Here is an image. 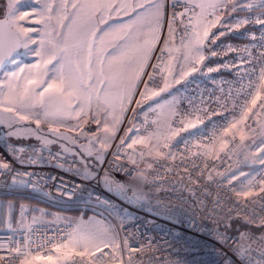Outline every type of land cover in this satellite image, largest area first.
I'll list each match as a JSON object with an SVG mask.
<instances>
[{"label":"built area","instance_id":"obj_1","mask_svg":"<svg viewBox=\"0 0 264 264\" xmlns=\"http://www.w3.org/2000/svg\"><path fill=\"white\" fill-rule=\"evenodd\" d=\"M183 2L180 0L181 5ZM183 10L182 6L178 9ZM168 11L170 18L171 8ZM187 15L190 13L184 17L185 23ZM257 18L264 19L260 13ZM179 19L175 42H180ZM262 34L264 25L246 27L238 40L229 42L211 63L186 80L179 111L182 116L197 120L198 128L183 139L168 141L172 155H167L169 148L162 147L165 156L152 163L141 199L120 197L117 180L134 181L139 174L138 163L147 156L144 147L135 144L128 148L130 139L121 145V138L131 134L128 129L135 128L137 132L132 133L141 137L157 131V110L145 109L151 99L139 95L146 91L143 83L133 96V101H141L140 104L128 105L111 143L104 146L90 141L92 152L104 153L99 171L92 176L71 153L37 142L6 144L0 139V164H8L10 169L0 167V196L21 195L68 207L97 203L116 210L120 215V247L104 248L103 255L97 252L96 257H85L84 264H264V243L256 238L245 240L231 231L237 219L252 225H259L264 219L260 185L256 184L252 196L245 197L237 192L249 180L238 178L229 184L227 179L246 165L239 149L242 145L248 147L252 140L241 141L237 136L220 151L222 127L239 117L240 106L246 98L250 99L249 81L258 82L264 67L260 57L264 52ZM163 36H167L166 27ZM161 47L156 44L157 49ZM229 47L233 50L229 51ZM159 55L157 50L155 56ZM167 58L165 53L164 59ZM155 63L153 58L150 64ZM209 67L218 70L208 72ZM146 71L151 72V67ZM142 79L146 82L147 76ZM179 119L173 121L175 127L180 126ZM255 124L251 120V125ZM205 152L208 155H203ZM253 178H264V168ZM253 213L254 223L249 222ZM75 229L76 224L71 221L34 223L26 215L23 227L0 228V264H20L13 259L16 248L36 256H51ZM80 261V257H73L68 264Z\"/></svg>","mask_w":264,"mask_h":264},{"label":"snow or ice","instance_id":"obj_2","mask_svg":"<svg viewBox=\"0 0 264 264\" xmlns=\"http://www.w3.org/2000/svg\"><path fill=\"white\" fill-rule=\"evenodd\" d=\"M181 6L184 9L182 12L178 11ZM258 7L260 15L264 17V0H258ZM169 8L172 10L170 18ZM245 9L254 10V3L242 4L240 0H184L181 5L180 0H172L171 4L168 0H59L56 4L53 0L52 3H45L41 12L42 16L46 14L48 22L46 27L49 31L40 39L36 48H29L30 43H37L27 35L34 29L24 28L18 21L29 18L30 14L24 12L23 15H17L18 9L15 3H10L8 12L0 19V65H3L6 60L12 62L8 58L17 47L28 48L39 57V60L33 65L18 66V71L6 75L5 81L0 82V85L6 83L8 89L7 93H2V87H0V93L3 94V100H0V111L9 114L0 118V123L7 122L8 127L12 128L18 121L34 120L37 129L42 123L49 125L55 123L57 127H50V132L56 139L52 141L44 139V143H54L57 140H70L71 143H76L74 137L69 138L60 132V127H66L69 131L75 130L64 123L67 117L75 114V118L80 119L82 115H87L85 112L87 108L89 112L95 113L93 120L97 124L100 121L96 119V116L102 111L105 117L112 115L113 119L119 122V117L116 115L117 104L120 114L129 110L125 107L126 104L135 102L139 105L141 101H133V96L141 83L146 89L145 92L139 93L142 99L160 98L155 100V103L161 111L167 108L175 114V102L168 101L161 94L167 93L173 82L179 84L193 73L200 71L197 65L204 63L206 52L209 56H217L218 53L212 45H216L221 37L251 22L243 19L229 23L228 17L231 13ZM188 13L190 15H187L185 23L184 17ZM121 14L130 18L126 24L107 25V21L113 15ZM178 18L182 26L179 47L175 44L176 29L174 28ZM53 20L54 25L51 23ZM254 22L264 25L262 18H257ZM165 27L167 28L166 37L163 36ZM261 40L264 41V34ZM157 43L162 44L163 47L157 49ZM261 47H264V43ZM157 50L160 52L159 56H155ZM228 50L233 49L229 47ZM165 53L168 55L167 60L164 59ZM174 53H180L179 57ZM260 57L261 62L264 63V52L260 53ZM153 58L157 63L150 64ZM172 61H178L176 69H173ZM162 64L165 65L163 69ZM149 67L152 69L151 72L146 71ZM33 69H36L35 73ZM217 70L208 68V72ZM144 76H147L146 82L142 79ZM169 77L172 79L169 80ZM248 89L250 91L247 92V96L250 99L246 98L244 104L240 106L239 117L222 127L221 152L231 142L223 137L230 135L231 140L234 141L236 134L239 133L240 140L243 141L246 138L243 127L238 126L251 129L252 126L246 124L250 117L264 118V67L260 69L258 82L250 80ZM149 91L151 95L148 94ZM257 106L260 111H255ZM199 122L202 123V121ZM257 124L261 132L248 147L255 145L258 153L250 161L245 156V163L264 166V123L257 121ZM196 126L195 123L189 122L185 128L175 130L172 134L179 136L180 131L195 129ZM167 127L172 131L171 124ZM32 131L28 127L16 128L9 135L31 134ZM128 132H137V130L130 128ZM152 136L156 137L153 150L157 156H165V153L160 151L161 147L169 148L167 155H172L170 150L172 145L168 143L170 139L168 134L153 133ZM129 139L132 142L127 145L128 148L145 143V138L137 133L135 139L127 135L122 137L121 145ZM161 139L164 141L162 145ZM184 142L187 145V140ZM62 147L68 151L66 146L62 145ZM151 154L152 150L149 151V155ZM143 155L141 152L142 157ZM203 155L208 153L205 152ZM217 158H219L218 154ZM0 167L9 169L8 164H0ZM239 175L246 176L243 171ZM227 179L231 184L232 180L238 177L233 173ZM256 184L260 185L259 192L264 193V178L259 181L253 178L248 184L243 185L237 195L252 196ZM118 187L122 188L123 185ZM9 207L14 208V205ZM24 211L22 208V216ZM255 220L256 216L253 213L249 222L254 223ZM261 226L264 227V219L261 220ZM107 235V229L96 225L78 226L71 238V248L64 253V258L80 257V264H84L85 257H96L97 252L103 255L104 248L113 246L105 239ZM114 246L120 247L118 244ZM57 248L65 249L68 245L61 244ZM238 251L243 250L238 249ZM15 253L13 259L19 260L20 264H34V261L40 259H46L51 264L53 260L52 256H36L24 248H16ZM112 255L114 257L115 253Z\"/></svg>","mask_w":264,"mask_h":264},{"label":"rangeland","instance_id":"obj_3","mask_svg":"<svg viewBox=\"0 0 264 264\" xmlns=\"http://www.w3.org/2000/svg\"><path fill=\"white\" fill-rule=\"evenodd\" d=\"M15 3L16 8L18 9L17 15H23L24 12H28L29 18L25 20H19L18 23L21 24L24 28L28 29H34V31H31L27 33V35L31 36L33 40L37 41L36 44H29V48H36L38 46V43L42 37L45 36V34L49 31V29L46 27V24L48 23L46 20V14L45 19L41 18L40 15V1L39 0H0V17L4 16L8 10H9V4ZM255 13V18H253V14ZM260 13V9L258 7V3L256 1L254 2V10H238L236 13H231L228 17L229 23H235L237 20H243L248 19L251 21L248 24L243 25L239 29H234L231 32H228L225 36H228L230 33H233L235 35H242L243 30L248 27L256 24L254 21L257 19L258 14ZM46 20V21H45ZM39 21V22H37ZM55 21L53 20L51 23L53 24ZM54 25V24H53ZM175 26V25H174ZM177 30V27H174ZM215 31V29L213 30ZM224 36V37H225ZM224 37H221L217 42L216 45H212V47L219 53L229 42L230 40L224 39ZM235 42V40H234ZM176 46L179 47L180 42H175ZM175 56L179 57L180 53H174ZM206 59L203 64H198L197 67L200 69L201 67H205L207 64L211 63L212 60L215 59L216 56H209L208 53H205ZM168 59V58H167ZM39 60V57H37L34 53L30 52L28 48H22V51L14 58L12 59V62L4 69L0 76V82L5 81V76L10 75L13 71H18L19 67H24L25 65H33L36 64ZM172 67L173 69L177 68L178 61H172ZM36 72V69H33V73ZM197 73V72H196ZM193 73L192 75L196 74ZM167 73L165 72V75ZM191 75V76H192ZM189 77H187L185 80H182L181 83L176 84L173 82L172 87L169 89L167 93H162V97H166L168 101H174V109L175 114L168 111L167 108H165L163 111H161L160 107L155 103V100L160 98H153L150 100V102L145 106V109L157 110V131L156 134L159 135L161 133L168 134L170 139L168 141H177L180 138L184 137L185 135L192 133L196 128H198V122L192 117L182 116V114L179 111L178 102L180 100V96L183 93V89L186 83V80ZM172 77H169V80H171ZM23 83V81H22ZM162 86V82H161ZM2 87V93H7V84L4 83L3 85H0ZM0 93V100H3V94ZM258 101V105H259ZM125 107H128V104L125 105ZM255 111H260L259 107L255 109ZM85 112L87 115H82L80 119L75 118V114H73L71 117H67L64 121V123L70 127L75 128L74 131H69L66 127H60V132L64 133L69 138H75L76 143H71L70 140H57L54 143H44V139H47L49 141L55 140L56 138L53 136V134L50 132V127H57V124L49 125L48 123H42L40 125V128L37 129L35 121L29 120V121H18L16 124L13 125L12 128L8 127L7 122L0 123V138L6 139V142L10 143H16L20 141H29V142H37L41 143L53 148H58L60 150H64L63 146H66L68 153L73 154L75 157H77L80 162L82 163L84 167V171L88 175L95 174V172L92 171V167L99 166V163L102 161L104 157V153L101 150H97L95 152H92L89 149V144L91 140H95L100 145L107 146L111 143L113 140L115 134L118 131V128L120 126L121 121L124 118L123 114H120V108L117 104L116 107V115L119 117V122L113 119L112 115H108L105 117V114L103 111L96 116V119L100 121L99 124H97L93 120L94 112H89L88 109H85ZM9 114L3 113L0 111V118L8 116ZM176 117H179V127H175L173 125V121ZM251 120H255L256 124L251 125ZM181 121H184V123H181ZM257 121H260L261 123H264V118L260 116L256 117H250L247 121V125H251L252 128L249 129L245 126H238L243 127V131L245 134V140L243 141H251L253 139L258 138V134L261 132L260 127L257 124ZM195 123L197 126L195 129L189 128L188 131H180L179 136H174L172 133L175 130L183 129L185 128L188 123ZM168 124L172 125V131H170L167 127ZM79 125V127H76ZM105 125H107V128H105ZM28 127L32 129L31 134H19L16 136L9 135L10 132L14 131L16 128H23ZM235 131V130H233ZM184 135V136H183ZM239 136V133L236 134V137ZM145 138V143L138 144L141 147H144L148 152L152 150V154L149 155V159H147L146 163L140 167L139 174L137 175L136 179L132 182H124L123 180H120L117 184L123 185L121 190H118V195L122 198H130L132 200L138 199L141 196V193L143 192L142 185H140V182H142V175L145 177V184L149 181V174L151 171V167L149 165L158 158L155 154V150H153V145L156 143V137L155 136H143ZM151 137V139H149ZM240 137V136H239ZM135 139V138H134ZM226 140H231V136H227ZM164 143L163 139H161V145ZM160 151H162V147L160 148ZM239 153L247 156L249 158V161L252 159L254 155L258 153L257 148L252 149L248 148L244 145H242L239 149ZM261 168H264V166H261L260 164H252L250 162L246 163V165L242 168H237L235 171V174L239 178V180L246 179L250 180L253 179V177L256 175L258 170ZM243 171L246 176H240L239 173ZM139 185V186H138ZM9 205H14V208H10ZM34 206L41 207L40 204L25 200V198H5L0 199V228H11V227H19L23 225V222L25 220L26 215L30 217L31 222H42V223H60L63 221H71L76 224V227H90L93 225L99 226L101 228L107 229L108 235L105 237V239L108 240L109 244L113 245L112 247L116 248L114 245L118 244L120 241V234H119V219L120 215L119 213L111 208L105 207L103 205H98L97 203H94V205L91 203L89 205H82V206H75V208L71 209L68 208V210H55L54 212H50L46 210V208L41 209L38 213H41V215L36 216V211L34 209ZM62 206V205H58ZM66 207V206H65ZM73 207V206H71ZM22 208L25 210L23 216L21 215ZM245 224L249 227L246 228L248 231H242L239 233V236L245 240L256 238L259 239L264 243V227L259 225H252L249 224L243 220L237 219L234 221V225H240ZM261 228L263 231V234L261 233ZM251 231L257 233V236L253 235ZM74 234L70 236V238L63 244L68 245V248L65 249H59L57 248L53 253L52 257L53 260L51 264H68L69 261L73 257H69L67 259L64 258V253L68 251L69 248H71L72 240ZM250 237V238H249ZM103 244H101V247ZM57 257H60V259H56ZM34 264H50V262L46 259H40L34 261Z\"/></svg>","mask_w":264,"mask_h":264},{"label":"crops","instance_id":"obj_4","mask_svg":"<svg viewBox=\"0 0 264 264\" xmlns=\"http://www.w3.org/2000/svg\"><path fill=\"white\" fill-rule=\"evenodd\" d=\"M40 1V3H41V5H40V15H41V12H42V9H43V6H44V4L45 3H52L53 2V0H39ZM256 1V3H258V0H240V2L242 3V4H247V3H250V2H252V3H254ZM55 3L56 4H58L59 3V0H55ZM197 11H199V9H197ZM42 16V15H41ZM41 18H43V19H45V16L43 15ZM253 18H255V13L253 14ZM129 17L128 16H125V15H123V14H121V15H119V16H117V15H113L112 16V18L111 19H109L108 21H107V25H115V24H120V23H127L128 21H129ZM47 20V19H46ZM45 20V21H46ZM53 24H55V22L53 23ZM101 27H106V25H101ZM174 27H176V26H174ZM129 136H131L133 139L134 138H136V135L134 134V133H131ZM184 136V135H183ZM181 139V138H180ZM130 141H131V139H130ZM132 142V141H131ZM137 146H140V145H138V144H136ZM141 147V146H140ZM147 159H149V152L147 151V156H145L142 160H140V162L138 163L139 164V167H142L147 161ZM142 182H140V185H142V188H143V192L141 193V196L138 198V199H136V200H139V199H141V197L143 196V193H144V191H145V189H146V186H147V184H145V182H144V180H145V177H144V175H142ZM118 182L120 181L119 179L117 180ZM139 186V185H138ZM0 199H5L4 197H1L0 196ZM25 200H30V201H33V200H31V199H25ZM33 202H35V201H33ZM37 203V202H36ZM39 204V203H38ZM93 205H94V203H92ZM44 206H42L41 205V207H39V206H34V209H35V211H36V216L38 215H41V213H38L41 209H43L44 210ZM39 210V211H38ZM46 210H48V211H50V212H54L55 210H52V209H48V208H46ZM41 212V211H40ZM31 221V220H30ZM25 225V220H24V222H23V225L22 226H19V227H23ZM19 227H11V228H9V229H14V228H19Z\"/></svg>","mask_w":264,"mask_h":264},{"label":"trees","instance_id":"obj_5","mask_svg":"<svg viewBox=\"0 0 264 264\" xmlns=\"http://www.w3.org/2000/svg\"><path fill=\"white\" fill-rule=\"evenodd\" d=\"M224 39H226V40H230V41H236V40H238L239 39V35H235V34H233V33H230L228 36H225L224 37ZM1 139V138H0ZM4 143H6V144H12V143H10V142H6V139H1ZM103 159H104V157H103ZM103 159H102V161L99 163V166L97 165V167H92L91 169H92V171L91 172H98L99 171V169H100V167H101V165H102V162H103ZM92 175H94V174H92ZM92 175H90V176H92ZM1 197H4V198H15V197H17V198H25V199H31V200H33V201H35V202H37V203H39L40 205H42V206H44L45 208H48V209H52V210H59V211H62V210H68V208H71V209H73V208H75V207H71V206H58V205H55V204H50V203H46V202H43V201H38V200H36V199H33V198H30V197H27V196H21V195H3V196H1ZM68 207V208H67ZM247 227H249V226H247V225H245V224H243V222H242V224H240V225H234L233 224V227H232V229H231V231L232 232H234V233H236L237 235H239V233L240 232H242V231H245L246 230V228ZM248 231V229L246 230V232ZM261 233L263 234V231H262V228H261ZM251 233L253 234V235H255V236H257V234L259 233V232H257V233H255V232H253V231H251ZM258 237V236H257Z\"/></svg>","mask_w":264,"mask_h":264},{"label":"water","instance_id":"obj_6","mask_svg":"<svg viewBox=\"0 0 264 264\" xmlns=\"http://www.w3.org/2000/svg\"><path fill=\"white\" fill-rule=\"evenodd\" d=\"M4 16L0 17V19H2ZM23 47H17L16 50L11 54V56L8 58L9 60H12L13 58H15L21 51H22ZM10 64V62H8V60L5 61V63L3 65H0V76L2 74V72L4 71V69Z\"/></svg>","mask_w":264,"mask_h":264}]
</instances>
